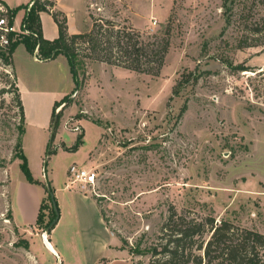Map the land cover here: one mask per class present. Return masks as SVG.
Wrapping results in <instances>:
<instances>
[{
  "label": "rangeland",
  "instance_id": "1",
  "mask_svg": "<svg viewBox=\"0 0 264 264\" xmlns=\"http://www.w3.org/2000/svg\"><path fill=\"white\" fill-rule=\"evenodd\" d=\"M88 1L89 15L128 24L145 37L162 35L171 24L165 66L152 76L87 61L75 91L71 68L61 61H35L21 47L13 68L0 55V264H56L58 256L45 244L53 246L52 240L63 249L71 238L82 248L78 217L58 191L60 219L46 235L55 217L48 183L59 189L69 184L72 164L96 173L87 190L71 186L98 201L132 264L150 263L148 250L171 205L264 233V5ZM76 22L84 31L92 25L91 17ZM236 65L250 70H234ZM79 135L83 144L67 151ZM21 137L28 168L41 185L27 179L15 158ZM42 200L43 222L18 226L13 214L19 223H31Z\"/></svg>",
  "mask_w": 264,
  "mask_h": 264
},
{
  "label": "trees",
  "instance_id": "2",
  "mask_svg": "<svg viewBox=\"0 0 264 264\" xmlns=\"http://www.w3.org/2000/svg\"><path fill=\"white\" fill-rule=\"evenodd\" d=\"M255 1L264 5V0ZM6 8L9 12L8 18L13 22L22 7L11 9L6 6ZM24 8L26 15L23 25L29 32L18 35L16 39V33L8 34L10 43L0 46V49L4 50L0 55L4 57L5 64L13 66L12 56L20 44L25 45L31 54L37 50L38 58L43 61L53 60L59 54H64L74 76L75 91L81 86L78 79L80 67L87 61L106 63L152 76H159L165 66L171 47V24L166 26L162 35L153 34L145 37L128 24H121L111 18L90 13L92 25L88 31L69 33L67 15L55 9L53 1L33 0L31 7L27 5ZM43 11L51 13L58 25L59 34L55 39L50 40L43 36L40 18V13ZM233 69L250 70L243 65L233 66ZM189 81L186 80L187 83ZM182 87H175L173 95H179ZM15 100L20 109V116L25 120L24 105L18 86L15 89ZM60 104L61 101L56 104L52 115ZM186 109L187 102L183 105L180 114L182 115ZM24 131L25 129H21L22 134ZM83 137L84 135H79L73 146L66 150L77 151L84 142ZM17 147L19 152L15 158L21 160V168L27 179L32 183L40 184L39 180L32 177L28 168L22 137ZM50 190L55 193V188L52 186ZM50 190L48 188L49 193ZM43 200L36 220L38 224L43 222ZM49 200L51 201L50 194ZM96 202L99 206L97 200ZM100 211L104 218L101 209ZM54 215L56 217L55 211ZM148 251L151 254L149 264H264V233L241 227L230 220H217L212 215L200 216L188 211H179L171 205L160 232Z\"/></svg>",
  "mask_w": 264,
  "mask_h": 264
},
{
  "label": "crops",
  "instance_id": "3",
  "mask_svg": "<svg viewBox=\"0 0 264 264\" xmlns=\"http://www.w3.org/2000/svg\"><path fill=\"white\" fill-rule=\"evenodd\" d=\"M1 1L2 4L8 6L11 9L22 7L18 10L17 14L14 17L15 25L17 27L21 26L26 15V10L24 6H27L33 0ZM51 1L55 3V9L61 10L67 15L69 33H78L84 31L82 24H77L76 21L80 20L82 16L84 20L87 18L89 19L90 15L88 0ZM40 18L42 23L43 36L46 39L50 40L57 38L59 34L58 25L51 13L43 11L40 13ZM21 47H24V49L27 51L25 45H18L12 56L13 66L15 65L14 54ZM27 53L31 55L35 61L38 62L61 61L63 62L65 67H67L68 65L70 67L69 61L64 54H59L58 57L53 60L43 61L38 58L37 50L34 54H31L28 51ZM57 191L58 194H60V198L62 197V201L64 202V204L68 200V202L72 206L73 212L78 217V222L79 225H81V228H76V232L80 231V233L83 235V245L82 248L79 249L75 245V242H72V239L70 238L66 241L63 249H60L58 248L54 240H52L53 246L52 244L51 246L54 252H51L59 258V262L56 264H132L131 260L126 256L125 249H123V247L121 246L118 238L113 236V234L109 230L95 198L78 190H75L70 184L64 185L62 189L55 188L56 196ZM41 197L44 198L45 195L42 194ZM86 212H89V216L91 213V219H89V217L85 215ZM13 217L18 226H28L36 222L35 220L31 223H19L16 220L14 214ZM89 228H95V232H92L91 230H89ZM65 247L67 251L64 250Z\"/></svg>",
  "mask_w": 264,
  "mask_h": 264
},
{
  "label": "built area",
  "instance_id": "4",
  "mask_svg": "<svg viewBox=\"0 0 264 264\" xmlns=\"http://www.w3.org/2000/svg\"><path fill=\"white\" fill-rule=\"evenodd\" d=\"M33 5V1L28 4V7ZM8 9L2 3H0V46H6L10 43L8 38L9 33H19L21 35L27 34L29 30L26 28L25 25L17 27L13 22L10 21L8 18ZM70 178L71 181L69 182L70 185L73 184H80V188L83 190L88 189V185L90 183H94L96 179V173L93 171L86 170L85 168H81L76 164H72L70 169Z\"/></svg>",
  "mask_w": 264,
  "mask_h": 264
},
{
  "label": "water",
  "instance_id": "5",
  "mask_svg": "<svg viewBox=\"0 0 264 264\" xmlns=\"http://www.w3.org/2000/svg\"><path fill=\"white\" fill-rule=\"evenodd\" d=\"M56 123H57V119H55L53 125H52V129H51V139H50V143L52 142L53 140V137H54V132H55V127H56ZM49 155V154H48ZM47 155V157H48ZM47 162V159L45 160ZM48 188L50 190L51 188V185L48 183ZM50 197H51V203H52V207L56 213V217L55 219L49 224V226L47 227L46 229V233L49 234L53 228L56 226V224L58 223L59 219H60V212H59V206H58V203H57V200H56V196H55V193L52 192L50 190Z\"/></svg>",
  "mask_w": 264,
  "mask_h": 264
},
{
  "label": "bare ground",
  "instance_id": "6",
  "mask_svg": "<svg viewBox=\"0 0 264 264\" xmlns=\"http://www.w3.org/2000/svg\"><path fill=\"white\" fill-rule=\"evenodd\" d=\"M46 235H48V234L46 233ZM45 244H46V247H47L50 251H53L52 246H51V243L46 242Z\"/></svg>",
  "mask_w": 264,
  "mask_h": 264
}]
</instances>
